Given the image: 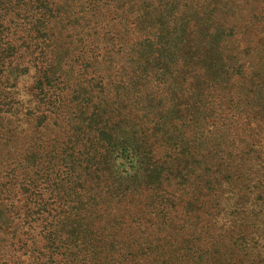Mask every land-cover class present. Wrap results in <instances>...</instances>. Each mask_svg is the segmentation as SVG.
<instances>
[{
  "label": "trees",
  "instance_id": "trees-1",
  "mask_svg": "<svg viewBox=\"0 0 264 264\" xmlns=\"http://www.w3.org/2000/svg\"><path fill=\"white\" fill-rule=\"evenodd\" d=\"M87 1L86 7L90 4L92 8L100 6V0H0V144L14 146L18 142L14 133L5 129L3 124L6 114L13 111L14 98L10 89L14 82L11 80L28 72L25 61L32 62L35 68L29 91L35 100L36 113L32 111L31 114L35 113L33 118L37 126L48 125L49 118L57 117L53 115L55 109L66 108L65 96H74L72 91L75 88H71L68 82L70 72H67L59 44L82 31ZM261 23H264V7L254 9L248 21L251 25L242 34L264 40ZM238 29L233 22L223 32L233 38ZM166 45L161 46L165 56L172 46L178 47L177 43ZM171 53L176 55L175 50ZM172 67L182 80L186 78L183 68L175 63ZM234 69L236 71L229 84L221 85L223 81L216 77L204 82L205 85L210 84L205 86L203 95L206 97L212 94V86L216 85L218 91L222 86L219 94L222 100L227 101L219 119L224 123L228 116L235 118L229 131L226 128L225 140L212 146V156L204 152L202 146H194L193 140L185 139L190 134L185 128L188 122H182L185 114L180 110L174 112V108L160 114L158 119L153 115L148 118L146 114L139 115L143 117L142 124L136 126L137 135L132 138L126 136L119 124L110 125L107 134L101 130L98 135L73 115L76 121L69 123L65 137L60 140V155L43 166L41 158L32 153L28 160L32 165L26 164L27 169L35 166L32 178L38 181L54 174L56 181L47 188L49 199H44V191L38 189L30 191L23 202L12 205L3 202V196L8 190L10 193L9 187L17 179L16 169L24 167L22 163L8 172L5 181L0 178V203H4L0 207V251L5 246L25 250V247H30V241L31 245L36 243V236L43 244L42 254L46 256V259L36 256L40 260L37 264H98V252H90L83 246L79 251L70 246L60 249V252L57 250L61 248L56 234L64 218L63 210L69 206L70 214L79 216L78 211L85 208V214L90 218L88 229L96 235L99 221L104 224L100 229L116 226L117 222H104L102 217L114 206L113 203L123 197L131 206L141 207L133 213L137 218L132 217L141 235L130 239L129 246L125 247L143 255L145 262L150 257L158 258L163 254L150 250L151 247L141 241L146 228L141 226L140 218L152 216L151 219L155 220L152 225L158 232L161 218H165L164 208L171 206L176 213L182 206L181 211L175 214L178 217L176 229L187 246L188 252L182 257L187 258L189 264H264V92L257 93L262 88H257L255 75L249 74L246 81L248 74L242 68ZM174 79L177 76L170 80ZM121 94L122 90H119L113 95L122 100ZM215 100H208L212 105L210 108ZM119 104L121 102L116 105ZM116 105L114 111H120ZM163 127L168 129L167 132ZM125 138L131 140L129 149L121 148L126 143ZM39 146L32 149L42 153ZM43 148L46 155L52 152ZM2 149L0 146V152ZM224 149L229 151L227 156L221 154ZM124 153L133 166L129 176L117 161ZM66 158L70 163L65 162ZM201 162L204 163L203 171L208 172L201 179L202 185L196 181L202 172H194ZM45 168L47 170L42 171ZM164 169L171 170L178 188L164 184L162 176L167 171ZM82 172L95 177V184L89 185L84 192L80 191L81 185L76 186ZM54 185V188H49ZM105 186L108 189L104 190ZM21 188L25 189L24 186ZM212 198L214 202L209 203ZM204 199L208 201L209 209L205 214ZM58 207L63 209L58 210ZM197 219L206 222L199 228ZM119 223L127 222L119 220ZM37 228L38 234L32 235ZM95 238L96 247L101 241L105 247L115 245L119 248L118 237L114 234L109 233L101 240V237ZM152 245L156 248L157 243ZM164 263L168 264L166 261L156 264Z\"/></svg>",
  "mask_w": 264,
  "mask_h": 264
},
{
  "label": "rangeland",
  "instance_id": "rangeland-1",
  "mask_svg": "<svg viewBox=\"0 0 264 264\" xmlns=\"http://www.w3.org/2000/svg\"><path fill=\"white\" fill-rule=\"evenodd\" d=\"M88 3L89 1L84 5L82 31L74 33L71 40H63L59 44L67 72H70L68 82L71 88H75L72 91L74 96H65L66 108L55 109L53 115L57 117L49 118L46 126H37L33 118L36 113L35 100L29 91L34 80L32 75L35 68L32 62L25 61L28 72L11 80L14 82L10 89L14 98L13 111L6 114L3 125L14 133L18 142L14 146L0 144L3 148L0 152L1 180L5 181L8 172L21 163L24 167L16 169L17 179L11 183L10 193L8 190L3 196V202L7 205L23 202L30 191L38 189L44 191V199H49L47 188L56 181L54 174L38 181L32 178V168L35 166L27 169L26 164L32 165L28 161L32 153L41 158L40 164L44 163L43 166L48 160L51 162L60 155V140L65 137L69 123L76 121L73 115L97 134L101 130L107 134L110 125L119 124L126 136L132 138L137 135L136 126L142 124L143 117L139 115L146 114V118L153 115L158 119L160 114L174 108V112L180 110V113L185 114L181 121L188 122L185 128L190 136L186 135L185 139L193 140L194 146H202L204 152L212 156V146L215 142L225 140L226 128L229 131L235 118L228 116L224 123L219 119L227 101L222 100V95L219 94L222 86L219 91L216 85L212 86V94L206 97L203 95L205 86L210 84L205 85L204 82L216 77L223 81L221 85L229 84L236 67L248 74L246 81L249 80V74L255 75L257 88H262L257 93L264 92V40L242 34L251 25H248V21L254 9L264 7V0H100L98 8H92V4L86 7ZM233 22L237 24L239 31L231 38L223 30ZM260 26H264V23ZM174 43L178 47L172 46L165 56L161 46L167 44L169 47ZM172 50H175L176 55H172ZM233 54L235 57H232ZM174 63L183 68L185 79L182 80L177 71H172ZM175 76L176 80H170ZM119 90H122V100L113 95ZM223 95L226 96L225 93ZM214 98L215 104L210 108L212 105L208 100ZM117 102L121 104L116 105ZM115 105L120 111H114ZM32 111H35L33 115ZM163 130L167 132L168 129L163 127ZM128 138H125L126 143L121 148H130L131 140ZM37 145H40L42 153L32 149ZM43 147L52 152L46 155ZM221 154L227 156L229 151L224 149ZM197 158L203 160L200 156ZM128 160L125 153L117 159L129 176L133 172V166ZM206 160L208 163L209 160ZM65 162L70 163V159L66 158ZM196 167L194 172H202L196 181L202 185L201 179L208 172L203 171L202 162ZM164 170H167L162 176L164 184L178 188L171 170ZM94 184L93 175L84 172L78 175L76 186L81 185V192ZM54 187L55 185L49 188ZM105 189L108 187L105 186ZM177 192L180 193L179 190ZM3 202L0 207L4 205ZM204 202L206 210L203 214L209 212L208 201L204 199ZM212 202L213 198L209 203ZM113 205L102 218L104 222H117L116 226L108 225L107 229H100L104 224L99 221L96 235L88 229L90 227L87 222L90 218L85 214V208L78 211V216L70 214L71 208L66 206L62 213L63 221L56 234L58 247H61L57 250L70 246L79 251L83 246L90 252H98V264H156L159 261L189 264L187 258L182 257V254L188 252L187 246L176 229L178 217L175 214L181 211L182 206L176 213L171 206L164 208L165 218H161L158 232L152 225L155 221L151 219L152 216L144 215L143 219L140 218L141 226L146 228L141 241L145 246H150V250L163 254L158 258L150 257L145 262L143 255L125 247L129 246L130 239L141 235L136 221L132 222L133 218H137L133 213H137L141 207L131 206L123 197ZM60 209L63 207H58ZM211 217L212 215L210 219ZM119 220L127 223L120 225ZM196 222L200 228L206 221L197 219ZM38 231V228L33 230L32 235L38 234ZM105 231L106 235L110 233L118 237L119 248L115 245L105 247L101 241L96 247L95 236L101 237V240L106 237ZM197 232L200 233V229L197 228ZM35 239L36 243L31 245L30 241V247H25V250L5 246L0 251V264H37L40 260L36 256L46 259L42 254L43 244L36 236ZM154 242L157 243L156 248L152 245Z\"/></svg>",
  "mask_w": 264,
  "mask_h": 264
}]
</instances>
